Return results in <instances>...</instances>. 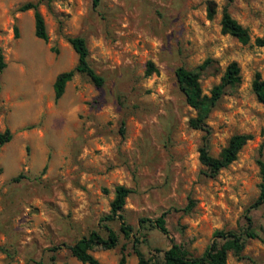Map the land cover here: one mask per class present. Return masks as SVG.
<instances>
[{"label":"rangeland","instance_id":"374dc122","mask_svg":"<svg viewBox=\"0 0 264 264\" xmlns=\"http://www.w3.org/2000/svg\"><path fill=\"white\" fill-rule=\"evenodd\" d=\"M26 1L0 0V133L10 132L0 144V264H84L52 247L91 230L105 236V225L118 243L92 254L101 264H119L123 255L124 264H136L133 237L117 219H104L118 184L131 189L123 214L152 261L162 260L171 238L198 256L214 230L244 226L259 191L260 151L264 159V105L252 90L256 73L264 78V50L254 43L264 32V0H100L96 7L52 0L39 5L46 42L34 34L32 10H18ZM224 7L247 28L248 43L221 31ZM73 35L85 38L104 83L75 73L55 99V76L77 63L67 41ZM207 58L205 93L230 62L240 68V82L226 87L206 120L208 133L189 126L195 110L174 74ZM148 61L156 71L146 75ZM235 133L251 138L233 162L207 175L198 159L205 136L218 156ZM163 211L167 234L153 222ZM249 214L260 239H248L241 256L230 252L226 264H264V203Z\"/></svg>","mask_w":264,"mask_h":264},{"label":"trees","instance_id":"16d2710c","mask_svg":"<svg viewBox=\"0 0 264 264\" xmlns=\"http://www.w3.org/2000/svg\"><path fill=\"white\" fill-rule=\"evenodd\" d=\"M52 0H29L19 5V11L32 10L34 19V34L43 41L48 40V32L44 16L39 9V5L44 3L49 5ZM93 7L98 6L100 0H91ZM227 3L233 0H226ZM215 6L213 1H208L207 11L208 17H212ZM221 31L234 36L239 42L245 44L251 39L246 27L242 26L236 19H234L224 7L220 19ZM14 36H19V30L16 25L13 26ZM67 41L77 54V63L69 70L59 72L52 83L54 98L58 99L65 91L68 81H70L75 73H83L90 78L95 86H102L104 78L98 74L91 66L88 60V47L86 40L81 35L68 36ZM254 43L264 50V32L260 36L254 38ZM211 59L207 58L195 69H189L184 65L177 66L174 74L179 90L184 96L186 103L195 110V115L188 120L190 127L194 129H201L209 132L207 126V118L215 107L217 101L224 93L226 87L236 86L240 82V68L236 61L230 62L220 78V81L213 85L209 93H205L200 84L201 72L207 67ZM5 66L3 62V55L0 52V69ZM156 71L153 62H147L146 75ZM252 90L259 102L264 105V78L259 73H256L252 81ZM10 132L6 129L0 133V144L8 141ZM251 138L247 133L233 134L227 144L221 149L218 156L210 154L207 138L205 136L204 142L199 147L198 159L205 167V173L209 176H215L220 169L226 167L233 162L238 155L242 146ZM260 157L257 159L259 171V191L258 195L250 207H254L264 203V159ZM131 192V189L123 184H118L114 187V195L109 204V212L104 216L105 220L117 219L119 221L120 231L126 237H133V251L137 257L136 264H226L228 255L233 252L235 255L241 256V252L248 239H260V236L252 228V218L249 214V209L244 214L245 225L238 229H216L213 231V239L205 250L198 256L189 252L182 244L175 242L171 238V245L164 250L161 261H152L146 258L137 247L139 237L136 234H131L133 227L126 222L123 210L126 203V198ZM167 211H163L157 216L153 222L156 227L167 234L168 230L165 224V215ZM146 218H141L140 222L145 221ZM107 234L103 236L96 230H91L88 234L83 235L72 244L61 243L52 247L53 251H57L63 247L67 248L71 255L78 261L84 264H101L99 259L92 254L91 249L94 246L103 248H112L118 243V234L109 226L105 225ZM54 259V256L51 258ZM125 263V256L121 257L119 264ZM253 264H256L253 262Z\"/></svg>","mask_w":264,"mask_h":264}]
</instances>
